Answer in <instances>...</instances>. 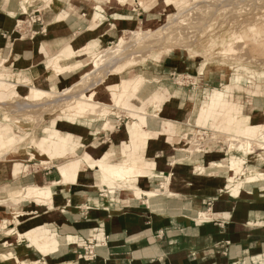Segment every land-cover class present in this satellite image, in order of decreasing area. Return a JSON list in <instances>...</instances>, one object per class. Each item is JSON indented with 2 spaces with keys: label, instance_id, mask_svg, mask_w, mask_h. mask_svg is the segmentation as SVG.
Wrapping results in <instances>:
<instances>
[{
  "label": "crops",
  "instance_id": "0c3cea01",
  "mask_svg": "<svg viewBox=\"0 0 264 264\" xmlns=\"http://www.w3.org/2000/svg\"><path fill=\"white\" fill-rule=\"evenodd\" d=\"M138 7L131 12L119 6L109 11L102 7V21L94 26L97 9L87 0H67L60 9L50 12L35 5L30 13L23 11L22 0H0V63L12 69L9 73L15 80L10 83L28 81L43 89H50L53 84L71 87L87 72L84 68L88 63L80 71L56 75L51 56L70 46L78 52L94 42L101 49L113 45L138 21L155 18L156 14ZM30 17L34 22L22 28ZM88 59V55H80L74 62L86 63ZM199 69L197 60L184 56L162 66L164 75L199 76ZM135 72L128 70L123 77L130 78ZM199 79L200 90L206 95L204 101L207 100L196 115L197 122L208 104L211 85L225 80L212 73ZM121 80L122 76L109 77L98 85L94 89L98 100L104 102L113 92H119ZM170 86L163 83L158 92L165 94ZM18 90L23 96L29 89L22 86ZM0 95L6 99L10 93ZM196 97L199 96L193 95L187 101L173 94L162 106L160 120L148 118L145 129L153 136L143 151V167L152 174L130 180V188L144 191L140 198L119 185H104L100 168H91L80 160L86 153L94 161L107 156L105 164L122 165L121 151L130 152L129 118L109 117L115 124L109 132L104 122L88 127L57 120L56 129L73 136L76 147L67 160L58 164L42 166L48 159L33 149V159H28L27 153L26 159L0 160V199H8L14 192L31 186L49 187L54 197L52 204L22 199L12 209L0 207V264H264V185L237 182L234 184L238 186L229 187L232 171L228 168L225 180L218 170L233 159L247 169L245 159L233 156L224 160L222 152L217 151L193 157L177 149L174 137L164 133L169 129L174 136L190 122L192 115L186 108L191 104L194 113ZM251 101L248 107H253L251 114L257 115L255 121L259 122L261 117L264 119V100L257 102L258 108ZM131 129L135 130L133 125L129 132L133 135L135 131ZM16 162L23 166L17 174ZM167 183L168 191L163 187ZM26 233L31 238L21 236ZM31 239L43 244L36 247ZM90 244L94 258L87 260Z\"/></svg>",
  "mask_w": 264,
  "mask_h": 264
},
{
  "label": "rangeland",
  "instance_id": "374dc122",
  "mask_svg": "<svg viewBox=\"0 0 264 264\" xmlns=\"http://www.w3.org/2000/svg\"><path fill=\"white\" fill-rule=\"evenodd\" d=\"M87 1L92 2L94 7L97 9L93 18V23L94 26H98L102 21L101 12L105 11L103 8L107 9V11H109L110 8H117L116 4L118 0L113 3L115 5H109L105 2L102 3V0H96L98 6H95L96 2L91 0ZM57 3L59 4L58 8H55ZM66 3L67 0H33V2L29 3L27 8H24L23 5L22 8L24 12L30 13L29 9L38 5L41 10L50 12L52 10L57 11ZM138 6H140L141 10H144L145 12L156 14L155 18L149 19L148 22L138 21L135 28L124 32L113 45L103 49H101L99 45L97 49H93L92 44L96 43L94 42L78 52H76L72 46L68 47L75 53V56L80 52L89 56V59L85 63H88L86 68H84L86 66L84 64L79 70H71L77 63V61L74 62L75 58L70 60L68 64L70 66L69 72H77L84 68L87 72L82 75V78H84L86 74L96 70L100 63L105 61L108 55H111L121 48L127 47L124 55L119 56L116 59V64L112 63L105 66L102 70H98L91 77L86 79L77 88V90H74V92L69 95H73L82 88L80 91L85 92L86 95H89L91 92H95V100L100 102L97 98V90H94L96 88H93V86L98 82L102 84L107 78L114 76H122V80L127 82L135 78L134 76L141 75L145 79V82L143 81L142 88L139 92L140 99L134 100V103L137 106L142 105V101L146 103L151 96L155 97L156 95L161 96L157 99L159 101L163 100V102L170 100L173 94L180 95L187 101L189 97L193 95L199 96L196 97L193 102L194 113L192 111L191 104L187 105L186 110L191 113L192 118L190 119V122L186 123L184 127H182L181 132H178L173 136L170 132H166V130H164L167 137H174L172 141L176 143V148L193 157H195L197 153L201 154L211 151L222 152L221 154H223L224 160H229L233 156H237L245 159L246 163H248L247 166L252 163L257 169L263 170L264 153L259 148L260 143L256 141L252 142L251 145H249V149L250 151L255 152H249V149H247L248 147L242 145V141L235 138L236 132L234 127L236 126V122L234 123V120H225L223 115L219 117L214 108L212 114L215 118L213 117L212 123H205V119L203 120V117L208 114V104L201 110L198 122L196 121V115L200 108L204 105V102L207 100L206 98L204 101L206 97L205 92L200 90L201 82L199 77L210 73L215 75L217 79H225L224 81H221L220 84H210L212 86L211 93H221L223 100L229 103L231 100L239 99L237 101L238 104H242L239 117L243 116L248 117L249 119V117L253 116L251 114L254 112L253 107H248V105L251 104L252 99L254 100L252 105L254 104L255 106L258 105V101L264 100V0H124L122 6L119 7L131 12L134 8H139ZM185 7H191L192 9L189 8L184 14H180V10ZM137 13L138 12L134 14ZM33 22L34 20L30 17L27 24H22L21 27L23 28L25 26L26 28ZM166 24L167 26H165ZM159 26H164V28L160 27L158 29L157 27ZM150 30L153 32L152 34H154V36L150 35L147 39L140 40L141 36L135 34L136 31L146 33ZM236 36L241 38L240 41L239 38L235 39L236 41L234 40V37ZM231 37H233V40H231ZM233 41L235 42L234 45H232ZM64 50L65 48L60 49L54 56H51V58L54 59ZM179 56H184L185 58H189L191 60H197L200 67L205 65L203 69L204 72L202 73L199 69V76L188 73L164 75L162 70L163 64L170 59L177 58ZM52 62L53 60L51 63ZM112 68H114L117 72L116 75L110 74V76L105 79L108 71L112 70ZM128 70L136 71L132 74L133 77H123L125 72ZM9 72L12 73V69H9L4 62L0 63V76L1 79L5 81V83L0 81V94L10 93V96L6 99H2L0 95V102L4 103V105L0 104V133H5V142H8L9 145L12 143V146L17 147V150L9 154L10 148H8V146L4 147L2 152H0V160L4 158L16 160L18 157L26 159L25 155L27 153L29 154L27 151L24 152L26 147L31 144L34 139H38L42 136V134H46V124L53 120L51 123L53 124V128L51 129H54L57 120H63L65 116L73 114L76 111L72 110L75 108L73 106V102L76 101H68L63 96L59 98L60 102L56 103L58 95L53 98L49 95H45L43 99L38 100L37 103L34 104H40L42 103L41 101L51 99L49 102L50 104H47L48 106L44 105L41 108L35 109H26L25 107H21V104L27 103L29 99V90L28 92L26 91L27 94L21 96L18 89L19 87H22L21 84H30V82L27 81L22 83L16 80V82H19L18 84H10L12 80H15V77H13ZM133 83L134 82L132 80L130 84L132 85ZM163 83L171 84V86L168 87L170 90L165 94L163 92H158V87ZM140 85L141 83L135 84L137 88ZM85 88H90L92 91L84 90ZM64 89L66 88H61L56 84L54 91L62 92ZM120 96L122 97V94H120ZM247 96L249 97L247 98ZM121 97L118 103L114 100L110 103L113 104V107H105L104 104L83 102L84 107L89 110V113L87 116H75V123L91 127L98 121L101 123L104 122V128L109 132L111 130L113 131L115 126L114 122L109 120V117L114 119L120 117L129 118L127 124V132L129 135L128 144L129 146L133 145V147L144 151L149 138L153 136V134L149 133L145 129L148 125H146V127L141 126V128H139L137 118L135 117L136 111L133 110L132 112L131 108H127L125 106L126 104L122 102L123 97L122 99ZM77 101L79 102V100ZM28 104L34 105L31 102ZM254 116L257 117V115ZM80 118L84 120H81ZM88 118L90 119L87 120ZM162 122L165 123L166 121L162 119ZM229 122H232V126L230 128H225L229 125ZM259 123L264 126V119L262 117L261 120H259ZM118 124H120L119 120ZM134 124L136 125L137 130L142 133V138L140 137V134H129L130 127ZM131 131L134 132L135 130L131 129ZM204 133L205 135H203ZM202 136H205L203 137L205 147L201 146V144H203L202 142L200 143V138ZM137 137L139 138V141L138 143H135L134 141ZM256 137L257 136L255 134L253 138L255 139ZM73 140L74 137L71 135L69 137H65L63 140H59L54 153L51 156H43L44 158H47L48 161H43L44 163L42 166L48 167L52 163L58 164V162L62 159L67 160L69 155L75 152L76 147ZM84 155L80 157L83 164H87L91 168L95 166L99 167L97 162H94L91 158H87V156ZM121 156L124 160H122L123 164L130 163L129 159L127 160V158L123 157V155ZM37 157L39 156L37 155ZM106 158L107 156L103 159ZM28 159L33 158L29 157ZM144 159L145 158L143 156L141 160L144 162ZM16 164H18L16 168L20 173L23 166L18 162H16ZM228 168L232 171H230L231 177L229 178V187L234 185L238 186L237 184H234L237 182L241 185L243 183H257L259 179L263 178L259 175V172L257 174L252 173L233 159L230 164L225 166L224 169H218L220 170V175L224 179L228 176L226 173L228 172ZM245 170L247 171L244 172ZM260 174L263 173L260 172ZM240 175L241 177H239ZM99 177L103 180L104 185L109 186L110 188H116V185L125 188L123 186V181H107L104 172H101V169ZM241 185L240 187H242ZM31 187H28L24 191H20L19 194L22 193L23 197H25L24 193L31 189ZM129 187H131L130 184ZM129 187H127V189H130ZM163 187L166 190V187ZM159 193L160 191H158V194ZM158 194L156 196H158ZM20 200L22 199H12V203L17 204ZM32 201L39 204L50 203L47 199H35ZM21 236L29 237L28 234H21ZM31 240L35 243L36 247L43 244V242L39 239ZM50 246H52V244L45 246V249Z\"/></svg>",
  "mask_w": 264,
  "mask_h": 264
},
{
  "label": "bare ground",
  "instance_id": "6f19581e",
  "mask_svg": "<svg viewBox=\"0 0 264 264\" xmlns=\"http://www.w3.org/2000/svg\"><path fill=\"white\" fill-rule=\"evenodd\" d=\"M59 1H63V0H59ZM91 1L96 2V0H91ZM102 1H103L102 3L105 2L106 4H109V5H111V4L115 5L113 3L116 0H102ZM31 2H33V0H22V5H23L24 8H27L29 3H31ZM123 2H124V0L123 1L122 0H120V1L118 0L117 4H116L117 7L118 6H122ZM58 5L59 4L57 3L55 5V8H58ZM96 5L98 6L97 2L95 3V6ZM189 8H191V7H185L183 9H181L179 13L180 14H184L186 12V10H188ZM165 26H167V24ZM160 27L164 28V26H159L157 28L159 29ZM258 29H259V27H258ZM250 31H251V29H250ZM152 33L153 32H151V30L149 32H146V33H144V32L141 33V31H136L135 32V34H137L138 36H141L140 40L141 39H147L148 37H150V35L154 36V34H152ZM237 36H239V35H237ZM237 36L234 37V40L239 38ZM231 38H232L231 40H233V37H231ZM229 39H230V37H229ZM240 39L241 38H239V41H240ZM234 43L235 42L233 41L232 45H234ZM134 45H135V43H134ZM98 47H99V43L98 42L92 44V48L93 49H97ZM126 48L127 47L121 48V49L115 51L114 53H112L111 55H108L107 58L105 59V61L101 62L99 67L96 70L86 74V76L84 78H82L79 82L75 83L71 87H68V88L64 89L62 92L54 91V88H55L56 84H53L50 89L39 88L37 86H34L32 83H30V84L23 83V84H21V86L28 87V89H29V96H28L29 99H28V101L33 103V104L37 103L38 100L43 99V97L45 95H49L51 98H53L54 96L58 95V98L56 99V103H59L60 102L59 98H61L63 96L68 101L69 100H75L76 102H73V106L75 108H73L72 110L73 111L76 110V111L73 114L67 115V116H65V118H63V120L71 122V123H75V120H74L75 116L82 117V116H87L88 115L89 110L86 107H84L83 102H88V103H93V104H102V105L104 104L105 107H113V104H110V103L113 100L118 103V101L120 100V97H121L120 94H122L123 99H122V97H121V99H122V102L126 104L125 106L127 108H131L132 112H133V110L136 111L135 112V115H136L135 117L137 118V123L139 124L140 128H141V126L142 127H144V126L146 127V125H148V121L150 120V119L148 120V118H152V119H155V120H157V119L160 120L161 119L160 116H159V113H160V111L162 109V106L169 100L164 101V102H163V100L159 101L157 98H160L161 96L156 95L154 97V96L150 95L151 98H149L146 103L144 101H142L143 102L142 105L137 106L134 103V100H139L140 99L139 98V92H140V90L142 88V85H143L142 83L145 80L141 75L134 76L135 78L132 79L134 83L132 85L130 84L132 82V80H129L127 82L122 80L119 83V87H120L121 90L119 89L120 90L119 92H113L110 97H106L105 98L106 100L104 102H102V101L97 102L95 100V92H91V93H89V95H86L85 92L80 91L82 88L79 89L80 92L77 91L73 95H69L72 92H74V90H77V88L86 79L91 77L98 70H102L103 68H105V66L110 65L112 63L116 64L117 63L116 59L119 56H123L124 55ZM232 50H230V51H232ZM78 54H82V53L81 52L77 53V55L75 56V53L71 49L65 48V50L62 51L60 55L55 57L53 59V62L51 63V65H52L56 75H61V74L68 73L69 70H70V66L68 65L69 61L72 60L73 58H76L77 56H80ZM82 55H84V54H82ZM7 63H9V62H7ZM84 64L85 63L82 62V61H77L76 66H73V69H71V70H74V69H78L79 70ZM204 66L205 65H202L200 67V71L202 73L204 72V70H203ZM116 73L117 72L114 70V68H112V70L108 71L109 75L107 74L105 79L108 76H110V74H115L116 75ZM141 80H142V82H141ZM0 81L2 83H5V81L1 79V76H0ZM139 83H141V85L137 88L135 86V84H139ZM10 84H18V83H10ZM98 85H100V82L95 84L93 86V88H96ZM84 90H87V91L91 90L92 91V89H90V88H87V89L85 88ZM49 96H48V98H49ZM50 100L51 99H48V100L46 99V101H41L42 103L34 104V105H29L28 104L29 102L27 101V103L21 104V107H25L26 109L41 108L44 105L50 104L49 103ZM77 100H79V102ZM237 101H238L237 99L236 100H231V102L229 103V102L223 101V97H222L221 93H219V94L211 93L210 96L208 97V105H207L208 108H209L208 114L205 117H203V120L205 119V123H212L213 117L215 118V116H213V114H212L213 113V109L215 108L216 114L219 117L223 115L225 120H231L232 119V120H234L233 121L234 123L236 122V126L234 127L235 128V132H236V137L235 138L237 140H241L242 141V145H244L245 147L247 146L248 147L247 149H249L250 148L249 145H251L252 142H254V141L259 142L260 143L259 148L264 153V126H262L259 122L255 121V119L257 118L256 116L249 117V119H248V117H243V116L239 117V115H240L239 112H240V109L242 108V104H238ZM0 104L4 105V103H2V102H0ZM90 118H88L87 120H89ZM237 118L238 119L240 118L239 121H238ZM80 119L84 120L82 118H80ZM155 120H153V121H155ZM214 121H215V119H214ZM52 126H53V124L48 126L47 129H46V134H42V136L39 137L38 139H34L32 141V143L29 144L26 147L24 152L25 151L29 152V155L32 158H35V153H33L32 149L36 150V152L40 156H51L54 153V150L56 149V145H57L58 141L59 140H63V139H65V137H69L70 136V134L61 133L58 129H56V127L54 129H51V128H53ZM231 126H232V122H229V125L226 126L225 128H230ZM133 128L135 129L136 135L140 134V137H141L142 133L137 130V127H136L135 124L133 125ZM165 130H166V132H170L169 129H165ZM255 134H256L257 137L254 139L253 136H255ZM5 137H6L5 133L1 132L0 133V152H2L4 147H6V146H8V148L10 147L9 143L5 142ZM138 141H139V138L137 137L134 142L137 143ZM16 150H17V147L11 146L10 149H9V154H11L12 152H15ZM249 152H255V151H250V149H249ZM22 154L25 155L24 153H22ZM121 155H123V157L127 158V160L129 159L130 163H128V164L126 163V164H122V165L105 164L104 163L105 159H101L100 161H94L88 154L85 153L84 156H87V158H91L94 162L98 163L99 168L101 169V172L102 171L104 172V175H105L107 181L108 180L109 181H113V180L123 181V186L126 189H127V187H129L131 179L136 178V177H140V176L143 177L146 174H148V175L152 174V173L146 172L144 167H143V165H144L143 163L144 162L141 160L142 157L144 156L143 150H140L139 148H136V147H133V145H130L129 154L125 153V151L124 152L121 151ZM16 167L17 166H15V170H14L15 174L18 173ZM247 169L250 172H252V173H256L257 174L259 171L263 173V174H260V172H259V175L262 176L263 178H261V179H259V181H257V183L260 186H263L264 185V171H262L260 169H257L254 164H249L247 166ZM172 177H173V175L170 176V179ZM163 186L166 187L167 191L170 188V185L168 183L164 184ZM130 189H132V191L134 192V197H136V198H140L141 194L144 193V191H141V190L136 189V188L135 189L134 188H130ZM19 193H20V191L14 192L10 196L11 199L10 198H8V199L7 198L6 199H0V207H9V208L12 209V206L15 207L14 205H16V203H12V199H23V200L25 198H26V200H30V199L31 200L47 199L48 202H50L49 204H52L53 199H54V197L51 196L49 187L32 186L31 189H29L26 193H24L25 197H23L22 193L21 194H19ZM14 212H12L13 215H14ZM27 234L28 233H26V235ZM28 236L30 237V233L28 234ZM0 255H2V254H0ZM10 256H11V254H10Z\"/></svg>",
  "mask_w": 264,
  "mask_h": 264
},
{
  "label": "built area",
  "instance_id": "2783aa9c",
  "mask_svg": "<svg viewBox=\"0 0 264 264\" xmlns=\"http://www.w3.org/2000/svg\"><path fill=\"white\" fill-rule=\"evenodd\" d=\"M203 135H205V133L203 134ZM203 137H205V136H202L201 138H200V143L202 142L203 144H201V146L202 147H205V145H204V138ZM200 145V144H199ZM85 258L87 259V260H92L93 258H94V254H93V247H92V245L90 244L88 247H87V249H86V254H85Z\"/></svg>",
  "mask_w": 264,
  "mask_h": 264
}]
</instances>
